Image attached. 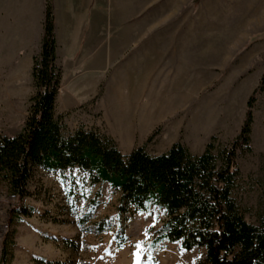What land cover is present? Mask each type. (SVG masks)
Listing matches in <instances>:
<instances>
[{"label": "rangeland", "instance_id": "1", "mask_svg": "<svg viewBox=\"0 0 264 264\" xmlns=\"http://www.w3.org/2000/svg\"><path fill=\"white\" fill-rule=\"evenodd\" d=\"M111 1L116 0H105L106 7ZM130 1L133 20L128 27L136 35L126 54H134V60L130 65L112 61L101 77L61 55L57 114L70 130L82 125L99 129L124 154L142 145L161 154L177 142L194 154L210 143L215 153L230 145L264 75V0ZM34 23L30 30L21 23L11 43H0V132L7 136L23 128L36 93L33 57L40 53L42 39L35 43ZM97 75L101 78L94 84ZM85 80L91 82L82 85ZM160 100L175 104L158 117L155 103ZM253 115L251 148L238 153L240 179L234 195L246 220L260 224L264 90ZM121 197L110 183L92 182L84 169L38 167L24 204L28 214L9 228L18 199L0 182V264L9 231L7 264H197L205 259L204 247L186 249L168 241L153 246L164 209L122 212Z\"/></svg>", "mask_w": 264, "mask_h": 264}, {"label": "trees", "instance_id": "2", "mask_svg": "<svg viewBox=\"0 0 264 264\" xmlns=\"http://www.w3.org/2000/svg\"><path fill=\"white\" fill-rule=\"evenodd\" d=\"M264 59V54L262 55ZM36 93L29 115L15 136L0 132V182L17 197L9 228L28 214L25 200L38 167L49 170L81 168L92 182H108L122 193V212L163 208L166 217L152 240L180 242L186 249L204 247L197 264H264V216L260 224L246 220L235 189L240 179L238 153L250 149L253 108L264 90V75L247 102L240 133L217 153L210 143L201 154L174 143L161 154L146 145L124 154L116 141L94 127L70 130L57 114L62 67L58 62L54 6L46 1L41 51L33 57ZM1 261L8 263V242Z\"/></svg>", "mask_w": 264, "mask_h": 264}, {"label": "crops", "instance_id": "3", "mask_svg": "<svg viewBox=\"0 0 264 264\" xmlns=\"http://www.w3.org/2000/svg\"><path fill=\"white\" fill-rule=\"evenodd\" d=\"M46 1L0 0V43H11L12 38L18 36L14 28H19L21 23L22 28L30 30L35 19L37 44L44 33ZM51 2L54 6L58 62L62 55L77 67H86L96 74L101 73L102 77L106 65H111L112 61L130 65L134 60V54H126L130 51L131 36L136 35L135 29L128 27L133 20L130 0L111 1L107 7L105 0ZM108 7L111 9L106 10ZM106 36H114L115 39L106 42ZM101 77L97 75L91 80L95 84Z\"/></svg>", "mask_w": 264, "mask_h": 264}, {"label": "bare ground", "instance_id": "4", "mask_svg": "<svg viewBox=\"0 0 264 264\" xmlns=\"http://www.w3.org/2000/svg\"><path fill=\"white\" fill-rule=\"evenodd\" d=\"M91 81L90 80H86V82H84L82 85H88ZM173 103L172 101H163V100H160V101H156L155 103V108L157 109L156 110V116L160 117L162 116V114H169V112L172 110L173 108ZM159 109V110H158ZM175 110V109H174ZM151 114V113H150ZM150 114H149V117H150Z\"/></svg>", "mask_w": 264, "mask_h": 264}]
</instances>
